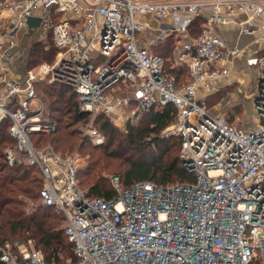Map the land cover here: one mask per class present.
<instances>
[{
	"label": "built area",
	"instance_id": "built-area-1",
	"mask_svg": "<svg viewBox=\"0 0 264 264\" xmlns=\"http://www.w3.org/2000/svg\"><path fill=\"white\" fill-rule=\"evenodd\" d=\"M206 6L211 14L201 31L175 49L176 63L189 69V81L179 85L154 48L168 32H186ZM0 10L9 18L0 28V123L11 120L15 139L5 156L10 165L41 171L42 202L63 212L64 231L74 243L77 261L68 264H264V53L257 57L256 125L239 127L207 102L228 72L231 53L213 27L243 11L261 20L264 38V0H3ZM37 12L57 53L52 62L19 74L7 65L10 49ZM149 14L188 20L160 27L142 44ZM43 79L74 89L81 111L90 115L81 134L96 145L106 140L94 125L98 114L124 125L174 104L176 119L161 135L181 137L183 165L195 180L138 181L125 188L114 179L115 198L91 196L78 175L79 151L32 140L33 132L57 129L41 108H32L35 84ZM33 243L6 242L0 260L50 264Z\"/></svg>",
	"mask_w": 264,
	"mask_h": 264
},
{
	"label": "trees",
	"instance_id": "trees-1",
	"mask_svg": "<svg viewBox=\"0 0 264 264\" xmlns=\"http://www.w3.org/2000/svg\"><path fill=\"white\" fill-rule=\"evenodd\" d=\"M202 24L199 17L195 18L188 29L196 36L201 31ZM175 35L172 33L167 41L155 47V51L165 58L166 70L174 74L177 83L182 85L189 81V69L184 64L176 63L174 51L177 47V38ZM51 42L53 48H50L51 52L49 51L46 59L51 58L52 62L57 48L53 40ZM33 67L36 65L29 69ZM183 75L185 79L182 78ZM39 82L35 84L37 90ZM41 90L44 92L43 102L47 105V112L42 114L55 121L57 129L51 133L33 132L31 134L33 142L38 146L51 143L57 150L74 152L73 149L77 144L75 135L79 132L78 126L90 120L89 113L81 111L78 96L70 85L61 82H47L45 85L43 83ZM149 112L151 117L147 128H135L131 125L130 131L123 136H117L115 126L106 115L103 113L97 115L95 126L105 134L106 138L109 136L116 139V143L114 144L113 140L108 144L99 145L97 148L102 151L91 152L84 176V182L91 196H102L107 199L116 197L115 186L110 187L100 175L99 163L105 157H113L122 161L128 159L126 154L129 151L126 147L128 145L131 147L135 145L139 151L137 155L128 159L127 167L120 165L122 171L120 182L125 188L138 181H152L168 185L195 180V175L183 165L181 137L161 135V131L176 119V106L169 103L160 108H153ZM10 125V119L0 123V254L1 247L8 241L33 239L35 245L43 250L48 263H73L77 261V257L74 252V243L69 240L62 227L65 215L56 206L42 202L41 190L44 181L41 171L35 166L10 165L6 159L5 148L15 144V139L9 132ZM175 140L180 152L172 162H164V157L172 151L173 144L170 142ZM148 149L158 150L155 152L158 154H153L156 156L154 160L147 159L150 155L147 153ZM39 199L40 203L37 207L29 209L31 205L29 201ZM70 252L73 255L71 261L63 262L62 256L69 255ZM0 264L7 263L0 260Z\"/></svg>",
	"mask_w": 264,
	"mask_h": 264
},
{
	"label": "rangeland",
	"instance_id": "rangeland-1",
	"mask_svg": "<svg viewBox=\"0 0 264 264\" xmlns=\"http://www.w3.org/2000/svg\"><path fill=\"white\" fill-rule=\"evenodd\" d=\"M21 36H19L18 39V46H17V50L19 51V57H16L15 60H12L10 63V69L13 71H24L26 69H29V67L31 66H38L37 64H41L43 62H51L50 59H46L48 57L50 48H53L52 45V35L51 32L45 34V36L40 35L35 36L33 34H27V33H20ZM19 34V35H20ZM51 52V51H50ZM56 54H54L53 56V60L55 59ZM182 78H186L185 75H183ZM50 82L48 79H43L38 83V97L34 100L33 104H32V108L33 109H38L41 108L42 113H46V102H43V98H44V92L41 90V87L47 83ZM238 87V85H231V86H227V88L220 90V91H216L214 95L210 96L208 98L209 103L212 106H215L218 110L219 113H221L223 116H225L226 118H228L230 121H232L233 123L237 124L239 127H251L253 125L257 124V115L254 113L253 109H252V105H248L244 102H234L231 104L227 103V99L229 98H235L236 94V88ZM252 104V103H251ZM41 116L43 118H47L46 115L42 114ZM150 117L151 114L150 112L143 114V116L138 119V120H134V121H130L129 123H126L124 125H119V124H114L112 123L116 130L118 135L117 136H123V134H127L130 131V126H134L135 128H147V126L149 125V121H150ZM84 124V123H83ZM82 124H80L78 126V131H80V126ZM94 125H97L96 122L94 121ZM79 132H76L75 135V139L77 141V144L75 146V148L73 149V151H79V153L81 154V161H80V181L81 184L83 185L84 188H88V186L86 185V183L84 182V176L87 170V166H88V159L91 155V152H100L102 151V149H98L97 147H99V145L94 144L93 142H91L89 140V138L83 136V134H79ZM85 137V138H84ZM114 140V144L116 143V139L112 138V137H107L105 142L103 144H108L110 142H112ZM171 144H173L172 146V151L170 154H168V156L166 155L164 157V162H172L175 158V156H178L179 154V145L177 144L176 140L175 141H171ZM101 144V145H103ZM11 146V145H10ZM153 146V145H152ZM9 147V146H7ZM6 147V148H7ZM129 151L126 153L128 159L134 157L135 155L138 154L139 148H137L135 145L134 146H126ZM125 147V150H126ZM6 148L4 151H6ZM155 149V147H153ZM158 150H152V149H148L147 153L150 154L149 157L147 156V159H152L154 160V158L156 157L153 154H158L155 153ZM128 159H124L123 161L117 158H113V157H105L104 159H102L99 163L100 165V170L99 173L102 176V178L108 183V185L114 186L113 180L114 179H119L121 180L120 174H121V169H120V165L123 164L124 167L128 166ZM31 200L30 202V208H35L37 207V205L40 203V199L37 201ZM65 223V222H64ZM64 228V224L62 226ZM33 240V239H32ZM28 240H16L15 242H27ZM34 242V241H33ZM33 245L38 248L35 245V242L33 243ZM41 249V248H38ZM42 250V249H41ZM43 251V250H42ZM44 253V252H43ZM45 256V255H44ZM73 256L71 254V252L69 253V255L65 254L62 256L63 262H69L71 261Z\"/></svg>",
	"mask_w": 264,
	"mask_h": 264
},
{
	"label": "crops",
	"instance_id": "crops-1",
	"mask_svg": "<svg viewBox=\"0 0 264 264\" xmlns=\"http://www.w3.org/2000/svg\"><path fill=\"white\" fill-rule=\"evenodd\" d=\"M39 14L40 12H37L34 16L40 17ZM210 14V6H206L205 8H203V12L199 16L203 23L202 27L207 21V18L208 16H210ZM5 15L6 13H2L0 10V28L5 26L9 22V18L4 17ZM148 17L152 21V24L146 31H144L140 35L139 39L142 44H148L151 37L159 33L160 27L165 28L170 24L184 23L188 20V17H176L174 14L168 15L164 20H158L152 14H149ZM260 21V19L252 21L247 12L241 11L236 13V15L230 20V22L226 24H216L213 27V30L225 39L227 50L231 52L230 62L228 63V72L224 74V76L218 81L217 90L220 91L227 88V86L238 85V87L236 88L237 95L235 96V98L231 97L227 99V103L231 104L234 102L245 101L246 104L252 105L253 111L260 75L257 64V57L264 53V38L261 37ZM22 32H25L27 34L31 33L38 37L40 35L45 36V34L50 33L49 31L44 30L41 25V22L37 26H27L23 28L20 33ZM19 34L16 38L15 47L10 49V52L13 57L7 60V65L9 68L10 63H12L11 61L15 60L16 57H19L20 50H17L18 39L19 36H21V34ZM171 34L172 33L168 32V37ZM175 36L177 38V45L181 46L184 43L188 42L195 35H193L188 29L186 32L177 34ZM176 55L177 54L175 53V56ZM15 72L23 74L22 71ZM215 92L211 93L207 97V102L216 113H219L217 108L215 106H212L208 101V98L214 95Z\"/></svg>",
	"mask_w": 264,
	"mask_h": 264
},
{
	"label": "water",
	"instance_id": "water-1",
	"mask_svg": "<svg viewBox=\"0 0 264 264\" xmlns=\"http://www.w3.org/2000/svg\"><path fill=\"white\" fill-rule=\"evenodd\" d=\"M41 20H42L41 17L31 16L28 18V26L29 27L37 26L40 24Z\"/></svg>",
	"mask_w": 264,
	"mask_h": 264
}]
</instances>
